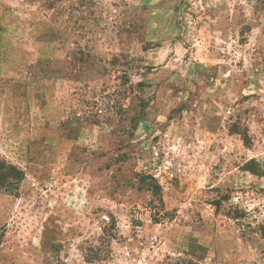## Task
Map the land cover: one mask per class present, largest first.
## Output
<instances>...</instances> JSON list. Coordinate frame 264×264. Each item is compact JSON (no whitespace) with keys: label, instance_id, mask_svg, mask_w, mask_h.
Returning a JSON list of instances; mask_svg holds the SVG:
<instances>
[{"label":"rangeland","instance_id":"obj_1","mask_svg":"<svg viewBox=\"0 0 264 264\" xmlns=\"http://www.w3.org/2000/svg\"><path fill=\"white\" fill-rule=\"evenodd\" d=\"M5 78L0 264H264V0H0Z\"/></svg>","mask_w":264,"mask_h":264},{"label":"trees","instance_id":"obj_2","mask_svg":"<svg viewBox=\"0 0 264 264\" xmlns=\"http://www.w3.org/2000/svg\"><path fill=\"white\" fill-rule=\"evenodd\" d=\"M244 140L246 141V138ZM23 180L24 174L19 168L4 160H0V192L10 196H16ZM150 191H152L154 195H158L159 187L154 184ZM108 238L110 237L108 236ZM109 246V241H106L104 249L101 252L97 251V253L100 254L94 255L93 258L85 255V261L88 263L106 261L110 254Z\"/></svg>","mask_w":264,"mask_h":264},{"label":"crops","instance_id":"obj_3","mask_svg":"<svg viewBox=\"0 0 264 264\" xmlns=\"http://www.w3.org/2000/svg\"><path fill=\"white\" fill-rule=\"evenodd\" d=\"M1 71H2L1 76H2V74L5 72V70H3L1 68ZM21 71H22V69L19 67V68L15 69V71L13 72V75L17 76V78L20 79V72ZM5 79H7V80H4V82L2 84H0V89L4 90V91H9L14 84H12V81L10 79H8V78H5ZM0 102H3L2 98H0Z\"/></svg>","mask_w":264,"mask_h":264}]
</instances>
